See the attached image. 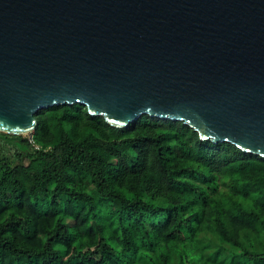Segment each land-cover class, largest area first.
Listing matches in <instances>:
<instances>
[{
	"label": "trees",
	"instance_id": "16d2710c",
	"mask_svg": "<svg viewBox=\"0 0 264 264\" xmlns=\"http://www.w3.org/2000/svg\"><path fill=\"white\" fill-rule=\"evenodd\" d=\"M35 116L0 132V264H264L263 157L146 114Z\"/></svg>",
	"mask_w": 264,
	"mask_h": 264
},
{
	"label": "water",
	"instance_id": "95a60500",
	"mask_svg": "<svg viewBox=\"0 0 264 264\" xmlns=\"http://www.w3.org/2000/svg\"><path fill=\"white\" fill-rule=\"evenodd\" d=\"M75 103L264 158V0H0V132Z\"/></svg>",
	"mask_w": 264,
	"mask_h": 264
},
{
	"label": "rangeland",
	"instance_id": "374dc122",
	"mask_svg": "<svg viewBox=\"0 0 264 264\" xmlns=\"http://www.w3.org/2000/svg\"><path fill=\"white\" fill-rule=\"evenodd\" d=\"M5 134V133H4ZM12 136V135H11ZM16 136V135H14ZM13 137V136H12ZM23 137H27V138H30L31 137V133L30 134H26V135H23ZM0 143H4L1 139H0ZM17 143H19V141H17ZM13 152L17 151V149L13 148V146H9Z\"/></svg>",
	"mask_w": 264,
	"mask_h": 264
}]
</instances>
